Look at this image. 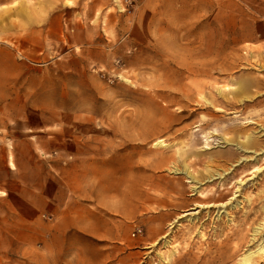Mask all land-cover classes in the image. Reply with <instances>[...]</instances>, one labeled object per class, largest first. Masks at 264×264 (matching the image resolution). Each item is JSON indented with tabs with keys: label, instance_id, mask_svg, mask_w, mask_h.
Instances as JSON below:
<instances>
[{
	"label": "rangeland",
	"instance_id": "374dc122",
	"mask_svg": "<svg viewBox=\"0 0 264 264\" xmlns=\"http://www.w3.org/2000/svg\"><path fill=\"white\" fill-rule=\"evenodd\" d=\"M23 1L0 24L12 37L0 39V264L68 254H46L37 229L22 246L34 213L20 197L78 186L111 204L125 191L126 209L145 215L178 201L134 264H236L264 242V0H77L44 23L38 0L23 21ZM184 165L197 183L173 171ZM148 197L159 206L136 207ZM136 223L128 241L144 236Z\"/></svg>",
	"mask_w": 264,
	"mask_h": 264
},
{
	"label": "crops",
	"instance_id": "0c3cea01",
	"mask_svg": "<svg viewBox=\"0 0 264 264\" xmlns=\"http://www.w3.org/2000/svg\"><path fill=\"white\" fill-rule=\"evenodd\" d=\"M27 1L24 0L22 4V17L24 22H29L28 13L26 12ZM41 15L34 21L44 23L46 18L50 17L53 21H57L61 18L57 11L66 7H75L73 5L77 0H68L72 4H64V0H38ZM79 1V0H78ZM15 0H0V24L5 22L7 25L14 23ZM7 9L2 12V9ZM31 20V19H30ZM9 32L0 31V39H11ZM6 54H9V50H6ZM39 146V152L48 151L46 147ZM32 147V146H31ZM30 148V147H29ZM28 151H32L31 148ZM54 155L60 156L62 153L67 152L64 149H53ZM73 153V152H72ZM85 156L76 157L74 164L83 165L89 167L92 161L89 159H83ZM20 165L22 177L27 176V169L30 166ZM76 162V163H75ZM101 164L103 161H99ZM11 164V165H10ZM9 167L16 169L15 163L10 160ZM102 168V167H100ZM46 171V170H45ZM31 169L28 171L30 174ZM41 172V171H40ZM28 177V176H27ZM87 177H90L87 176ZM39 185L46 186L48 183V172L38 176ZM170 181H175V179ZM24 183V182H23ZM89 187V186H88ZM88 187H80L67 189L69 193L63 195V191L54 196H48L47 193L38 194V202L34 201L35 198L31 199V195H21L22 207L29 213H34L32 216L34 220H30L21 227V231L26 233V236L22 242H24V248L32 245L31 243V230L37 229L39 236L34 235L33 238L36 240L38 237L40 243L43 245V250L46 254H50L52 251L55 253L56 248L61 247L68 248V254L63 256H39L34 261L31 257L28 259L29 264H128L130 254L133 252L134 263H138L144 259V248L152 244L163 235L165 225L172 221L176 217V210L181 207L178 205V201H173L169 207L170 210L166 211H155V213L144 214L145 211L137 208V210L126 209V197L125 191L117 194V201L114 203H108L103 201L95 200L92 196L91 191ZM25 189V187H23ZM41 189V188H40ZM103 190V187L101 188ZM174 196H180L182 194L181 188H178L172 193ZM158 198L148 197L145 204L141 201L136 207H156L159 206ZM164 206V205H162ZM180 207V208H179ZM37 213H43L44 217L49 216L48 220L37 218ZM25 215V211L22 212ZM36 219V220H35ZM136 220L139 225L137 228L144 229V236L141 239H135L133 242L128 241L127 228L128 222ZM136 223V224H137ZM49 228L51 230H49ZM19 229V230H20ZM27 231V232H26ZM58 244V246H57ZM133 250L130 252V250ZM59 248H57V253ZM32 261V263H30ZM35 262V263H33ZM18 264V263H12ZM24 264V261L23 263Z\"/></svg>",
	"mask_w": 264,
	"mask_h": 264
},
{
	"label": "bare ground",
	"instance_id": "6f19581e",
	"mask_svg": "<svg viewBox=\"0 0 264 264\" xmlns=\"http://www.w3.org/2000/svg\"><path fill=\"white\" fill-rule=\"evenodd\" d=\"M205 100H206V103H208L210 106L217 108V106H213V102H212L211 99H207L206 98ZM252 141H253V137L250 134H247L245 136V142L242 144L243 146H246V148H244L245 150L248 149L247 147H250V145L252 144ZM152 145L153 146H160V147L168 146L161 139L156 140L155 142H153ZM241 147L242 146H240V144L237 145V148H241ZM173 171L174 172H181V173L185 174L187 179H188V181H190V182H196V183L198 182V180L188 171V169L186 168L185 165L181 169L174 168ZM192 189H195V186H192ZM195 192H198V191L195 190ZM262 257H264V242L260 243L255 250L248 251L247 253H245L237 261L236 264H251L252 258H255L256 261H257V259L262 258Z\"/></svg>",
	"mask_w": 264,
	"mask_h": 264
},
{
	"label": "built area",
	"instance_id": "2783aa9c",
	"mask_svg": "<svg viewBox=\"0 0 264 264\" xmlns=\"http://www.w3.org/2000/svg\"><path fill=\"white\" fill-rule=\"evenodd\" d=\"M123 9L127 10V6L129 8L130 0H122ZM126 5V6H125ZM129 10V9H128Z\"/></svg>",
	"mask_w": 264,
	"mask_h": 264
}]
</instances>
